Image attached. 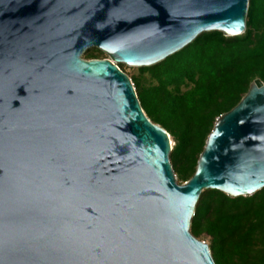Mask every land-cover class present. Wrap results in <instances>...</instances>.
I'll return each instance as SVG.
<instances>
[{
  "label": "water",
  "instance_id": "obj_1",
  "mask_svg": "<svg viewBox=\"0 0 264 264\" xmlns=\"http://www.w3.org/2000/svg\"><path fill=\"white\" fill-rule=\"evenodd\" d=\"M250 0H0V264H217L202 192L264 188V82L217 118L179 183L169 132L120 64H157ZM93 47L109 58L86 59Z\"/></svg>",
  "mask_w": 264,
  "mask_h": 264
},
{
  "label": "trees",
  "instance_id": "obj_2",
  "mask_svg": "<svg viewBox=\"0 0 264 264\" xmlns=\"http://www.w3.org/2000/svg\"><path fill=\"white\" fill-rule=\"evenodd\" d=\"M104 56L97 47L85 52L86 59ZM131 78L148 117L171 135L179 183L188 181L217 118L241 101L256 78L264 82V0H250L243 34L203 32ZM191 231L210 239L217 264H264V188L238 197L204 190Z\"/></svg>",
  "mask_w": 264,
  "mask_h": 264
},
{
  "label": "rangeland",
  "instance_id": "obj_3",
  "mask_svg": "<svg viewBox=\"0 0 264 264\" xmlns=\"http://www.w3.org/2000/svg\"><path fill=\"white\" fill-rule=\"evenodd\" d=\"M93 48H95V47H93ZM90 49H92V48H90ZM89 50V49H88ZM87 50V51H88ZM84 57H85V54H84ZM104 58H109V56L105 53V56H104ZM124 65V71L130 76V77H132V76H134V75H137L138 73H139V69H140V67H136V66H129V65H126V64H123ZM173 141V140H172ZM173 145H174V142H173ZM204 240L205 241H207L208 243H209V241H210V239L206 236V237H204Z\"/></svg>",
  "mask_w": 264,
  "mask_h": 264
}]
</instances>
